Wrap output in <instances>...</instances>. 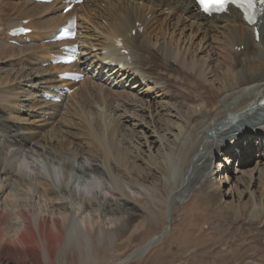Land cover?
<instances>
[{
    "label": "bare ground",
    "instance_id": "1",
    "mask_svg": "<svg viewBox=\"0 0 264 264\" xmlns=\"http://www.w3.org/2000/svg\"><path fill=\"white\" fill-rule=\"evenodd\" d=\"M21 1L20 15L9 21L5 19L6 4L0 1V31L4 28L0 40L5 41L0 44V57L4 52L18 54L13 63L3 61L12 71L11 80L4 82L0 76V85L9 82L0 88V110L7 109L11 114L0 119L2 125L7 123L0 125L1 256H19L30 264H54L57 257L59 261L60 257L82 252L84 231L92 239L107 238L126 227L132 228L138 218L142 227H136L126 241L140 242L147 234H153L139 251L145 253L167 234L157 210L163 205L158 197L160 187L183 197L200 185L215 207V222L222 224L223 211H231L237 218L233 217L234 222L239 216L244 217V234H240L244 239L264 237V155L254 166L239 172L245 187L239 195L247 200L234 207L222 206V200L229 195L222 191L221 182H216L213 164L214 158L222 156L226 160L242 154L243 149L250 155L254 136L258 137V149H264V12L255 25L260 32L257 41L254 27L245 22L238 10L231 7L228 14L208 17L199 11L195 0H85L68 14L63 13L67 7L63 0L51 4ZM73 16L78 20L76 40L52 42L44 53L32 44L36 41L34 34L39 40L54 38ZM84 19L86 22L82 23ZM26 20V28L32 34L11 36L10 31L25 27L22 21ZM177 31L185 42L175 40L177 36L173 34ZM187 32H192L194 38H187ZM201 35L200 44H195V36ZM64 46L78 47L75 64L42 67L53 56L62 55ZM189 46L191 50L187 52ZM241 47L244 50L239 51ZM205 51L209 52L206 63L196 58ZM215 61L217 67L211 65ZM21 63L28 65L18 72L15 66ZM51 69L75 72L84 80L69 83L75 89L69 95L63 81L49 72ZM164 80L167 85H163ZM171 90L175 95H170ZM94 91L99 102L106 103L105 113L128 127L133 149L145 146L149 157L155 159L152 144L158 143L163 158L152 165L143 163L136 151L128 152L120 145L125 139L124 129L119 131V138H112L101 129L98 115H90L89 109L86 115L91 122L82 120L81 117L86 119L85 113L80 117L79 107L72 100L79 97L84 102L91 99ZM156 92L170 100L178 97L186 108L185 114L179 104L160 108L162 112L170 111L172 119H168L169 130L162 135L154 125L160 112H153L150 107L156 101ZM47 96L61 102L54 103ZM174 119L181 123L173 122ZM23 131L26 139L28 135L34 138L33 149L41 154L36 156L35 151L22 149L7 151ZM170 137L173 140L167 144ZM237 141H244L246 147ZM178 170L184 174L183 184L188 176L186 187L177 188ZM179 188L182 192L176 191ZM6 192L10 201L2 200ZM99 220L113 228L96 225ZM218 238L224 246L232 244L227 242L228 233ZM202 252L199 259L206 263L219 255L211 256L207 249ZM227 252L232 255L231 260L222 258L215 262L230 264L237 260L231 250Z\"/></svg>",
    "mask_w": 264,
    "mask_h": 264
},
{
    "label": "rangeland",
    "instance_id": "2",
    "mask_svg": "<svg viewBox=\"0 0 264 264\" xmlns=\"http://www.w3.org/2000/svg\"><path fill=\"white\" fill-rule=\"evenodd\" d=\"M0 1L3 2L4 4H6L5 15L7 17L5 19H8L7 21H9V19L13 18V17L18 18V16L20 15L18 12V8L20 7V2H22L21 0H0ZM11 4H12V6H11ZM15 5L17 6V9L15 8L16 7ZM15 11H17V12H15ZM168 14L169 13L167 12L166 15H168ZM25 22H27L25 25H28L27 20L22 21V23H25ZM85 22H86L85 19L82 20V23H85ZM100 22L105 24L101 20H100ZM105 27H107L110 30V26L109 25L107 26V23L105 24ZM3 30H4V28L0 31V35L3 33ZM163 32L164 31L162 30L161 34H163ZM179 32L180 31H177V33L173 34L174 37L177 36L175 38V40L176 41L180 40L181 42H185L184 41L185 39H183V37L180 38ZM187 33H188L187 38H191V39L194 38L193 37L194 35L192 34V32L191 33L187 32ZM175 34H176V36H175ZM34 36H35L36 41L32 42V44L35 46L38 45L41 48L40 52L44 53L45 51H48L49 48L48 49H45V48L48 47L46 45L50 44V42H48L49 40L48 39L39 40L37 38L36 34H34ZM190 36H192V37H190ZM201 38H203L202 35L199 37L195 36V39H194L195 44H198ZM182 39H183V41H182ZM102 41L104 42V39ZM4 42L5 41L3 39L0 40V44H4ZM10 44L19 47L18 44H16V43L10 42ZM208 44H209V42H208ZM212 46H213V44H212ZM23 48H25V47H23ZM190 50H191L190 46L186 48L187 52H189ZM238 50L241 51L244 49H243V47H241V49L239 48ZM16 53L17 52H6V53L4 52L3 53L4 55H2V57H0V76L3 78L4 82L6 81V79H8V81L11 80L13 74L10 73V71H11L10 67H6L5 64H3V61L8 60L11 63L15 62L14 57H15V55L16 56L18 55ZM200 53L201 52H199V54H197L196 58H198L199 60H202V62H204V63L209 61V56H208L209 52L208 51H205L202 54H200ZM5 54L9 55V57L7 55H6L7 56L6 57ZM154 54H156V53L154 52ZM12 55H13V57H12ZM225 56H227V53ZM158 57L161 59L163 58V56L161 57L159 55H158ZM161 62L167 63L165 60H161ZM209 63H207V64H209ZM214 63L211 65L217 67L218 63L216 61ZM27 65H28V63L17 64L15 66V70H17L19 72V71H21L23 66L26 67ZM51 65L52 64L48 60L47 63H44L42 65V67H44V68L47 66L48 67L49 66L55 67L54 65H52V66ZM4 71H5V73H4ZM28 72H31V71L28 70ZM49 72L52 74H55L56 77L58 76V74H60L59 71L57 72L56 70H53V69H51ZM196 76H197L196 73L193 74L194 79L193 78L192 79L195 80ZM8 83H5L4 85H0V88L2 86L6 87L8 85ZM63 83L62 84L64 87L66 86V84H68L65 81ZM167 84H168L167 80L166 81L164 80L163 85H167ZM25 89H27V88H25ZM72 90L74 91L75 89H72ZM166 91H167V89H166ZM172 91L173 90L170 91L171 96H173V94L175 93V91L174 92H172ZM70 95H72V93H70ZM93 96H94V98H92ZM155 96H156V101H153L150 107H152L153 112H157V113L160 112V114H157L156 115L157 117H155L154 125L156 127V130H158L159 135H162L164 132L169 130L168 126H170V123L168 122V119H170V120H172V119L169 118V115H170L169 112L170 111L169 112H162L160 110V108L164 104H167L169 107H172V106L178 107V104H179V109L182 112V114H185L186 108L181 106V102H183V101H181L178 97L172 98L170 100V98L163 96L162 92H156L153 97H155ZM78 98L79 97H75L74 99L72 98L73 102L72 101L71 102L75 103V101H76V103L79 107V108H77V110H78L77 112L81 113L80 117H81V115H83L85 113L84 115L86 116V119H83L84 117H81L82 120L85 121L88 119L90 121L91 117L88 114L86 115V113L89 112L88 111V109H89L90 115L91 114L92 115H95V114L98 115L97 116V120H98L97 122L102 123L101 129L106 134L109 133V135H111L112 138L113 137L119 138V134H120L119 131L121 129H124L126 131L125 132V139H122L123 141L120 142V145L125 150L127 149V151L128 150H130L131 152L136 151L137 155L142 159L143 163L145 162L148 165H152V163L155 162L156 159L159 160L158 159L159 157H160V159L163 158L164 153L161 150V148L159 147L158 143H154L155 145L152 144V154L155 156V159H152L149 157L147 148L145 146L144 147L140 146L139 147L140 149L139 148L133 149L132 144H130V143H132L133 137L131 135L129 136L128 131H127L128 127L125 125L123 126L119 121H117L118 119L109 117V115H107V113H105L104 109L106 108V103L103 101L99 102L98 93H96L94 91L92 93L91 99L89 98L88 100H85L84 102L83 101L80 102ZM89 101H90V103H89ZM91 102H92V104H91ZM97 102H98V104H97ZM102 102L105 103V106L102 104ZM93 103H95V104H93ZM100 103L102 105L97 106ZM100 107L102 109H100ZM93 108L96 109L97 113L95 112V110ZM26 109H29V107ZM79 109H81L82 111ZM3 110H4V112L0 110V119L1 120L7 118L8 115H11L7 109H3ZM82 112H84V113H82ZM91 112H93L94 114ZM101 112L104 114H102ZM163 114L164 115L166 114L168 116H166V115L164 116ZM25 117L28 118L27 116H25ZM164 117H167V118L165 119ZM46 119H49V117H46ZM156 119H157V121H156ZM51 121H53V120H51ZM115 121L117 122V124ZM158 121H160V123H158ZM85 122H88V121H85ZM173 122L178 123L179 121H178V119H174ZM104 123H105V127H103ZM179 123H181V122H179ZM6 124L7 123L5 122V124L2 125L0 122L1 126H5ZM89 124L90 123H87L86 125L89 126ZM108 125L112 128H110ZM225 127H227V126H225ZM159 129H161L162 132H160ZM220 130H222V129H220ZM9 132L11 134V131H9ZM21 133H24V134H22L19 137H16V139L14 140V144L11 147L7 148V151L11 152V151L16 150V149H22L23 151L27 150L28 152L35 151L33 149V146L36 144L34 138L31 137V135H28L29 138L26 139V137H25L26 131H23ZM77 133H79V131H77ZM116 134L118 135L117 137L115 136ZM209 136L212 137L213 134L209 133ZM170 139L171 140H169L167 142V144L172 142V140H173L172 137H170ZM257 139H258V137L254 136L252 138V142H250L251 143L250 149L252 150L250 155H246V154H248V151L246 149L245 150L243 149L242 154H236L232 157H226V160L222 156H220L219 158L213 159V164H215L214 167H216V170H215L216 173L214 175L215 176L214 178H216V182H221L222 191L224 190V192H226V196H227V194L229 195V196L225 197L224 199L222 198L223 199L222 202L224 201V204H222V206L225 207L227 205V207H229V206L234 207V206H236L237 203L244 205V202L247 200L243 195L242 196L239 195L240 194L239 191H243L245 188L244 184H243V178L244 177L242 175H240L239 172L241 170H244V169L246 170V169L254 166V164L256 162L260 161L261 155L262 156L264 155V149H258V146L256 145ZM120 140L121 139H119V141ZM140 143L143 145L144 141L141 139ZM238 145H240L241 147L242 146L246 147V144H244V141H243V143H241V141L238 142ZM158 149H159V151H158ZM234 152H235V150H234ZM38 154H41V152L39 153V152L35 151L34 155L38 156ZM241 155L244 158L242 157L240 159ZM236 156H238V157H236ZM242 159H244V161H241ZM179 171L180 170H178L177 181H176L179 184V185L177 184V188L181 185L183 188V187H186L188 182H189V181H187L188 176H186V180H185L186 182H185V184H183V182H184V180H183L184 176L183 175L184 174L182 172L179 173ZM159 176H160V174L157 175V177H159ZM188 186H190V185H188ZM160 188L162 189V191L159 192L158 197L161 198V201L163 200L162 201L163 205L161 208H159L157 210L161 212L162 228L165 229L167 234L156 245H154L153 247L148 249L147 252L142 253L139 251L141 248L145 247L152 240L153 234H147L146 237H144V239L141 240L140 242H137V241L136 242L135 241L127 242L126 241V239L130 236V234L132 233L133 230H135L136 227H142V221L140 218H138L137 221L134 223L132 228L126 227L123 231L117 232L116 234H114L111 237H107V238L106 237L105 238L100 237L99 238L100 241H99V239L90 238L84 231L82 233V240L84 241L85 246H84V248L81 249L82 252H79L78 254H74L71 257H68L69 259L66 256L60 257L59 261H58V257H57L54 264H57V263L58 264H210V263L211 264H217L215 262L216 259L217 260L222 259V258L223 259L226 258L227 260L232 259V255L228 254V252H227L229 250H231L234 253V255H236L235 259H237V260H235V262H231L230 264H264V237L260 238V237L253 236V237H247L244 239V236L243 237L241 236L244 234L243 233V231H244V217L239 216L238 221L234 222V219H237L234 212L230 211V213H231L230 214L229 212L223 211V214H222V218H223L222 222L223 223L221 224V223H218L217 221L215 222V219L213 218V215L215 212V207L212 203L211 198L207 196L208 193L206 195V191L202 190L200 185H197V188L194 187L195 189L192 188V191H190V195L187 196V194H188V192H187L186 195H184L183 197H180V196L178 197V195H180V194L176 193L174 190H170L169 188L168 189L163 188V187H160ZM180 188L177 189L176 191H181ZM251 190H253V189H251ZM176 194H178V195H176ZM2 197H3L2 198L3 201H5V200L10 201L9 192H6L4 195H2ZM218 199L221 200L220 198H218ZM122 205H124V204H122ZM207 206H208V208H206ZM127 208H129L131 210L130 206H127ZM135 211L136 210L130 211V212L128 211V212L131 214V212L135 213ZM126 216H129V214ZM170 217L172 219L171 221L169 219ZM233 217H234V219H233ZM100 222H101V220H99L98 223H96V225L98 224V225H100V227H102L104 229L109 228V230H111L113 228V226H111V225L108 226V225H106V223H104L105 225H103L102 222H101V224H100ZM226 232L228 233V236H229L227 242L229 244H230V242L232 244L234 243L233 245L230 244V245L224 246L223 242L220 243L218 237H221V235H222L224 238V236L227 235ZM239 236H240V238H238ZM199 245H201V246H199ZM205 249L209 250V253L211 254V256H214L216 253L219 254L218 257H213L214 258L213 261H208L210 263H206V261H204V260L201 261L199 259V255H202L203 254L202 251L203 250L205 251ZM223 252H225V254ZM42 253H43V250H42ZM220 253H223V254H220ZM247 254H248V256H247ZM43 263H44V261H42V264ZM0 264H30V263L24 262L21 259V257H19V256L15 257V259H11V258L9 259V258H5L4 256L0 255ZM218 264H221V263L219 262Z\"/></svg>",
    "mask_w": 264,
    "mask_h": 264
},
{
    "label": "snow or ice",
    "instance_id": "3",
    "mask_svg": "<svg viewBox=\"0 0 264 264\" xmlns=\"http://www.w3.org/2000/svg\"><path fill=\"white\" fill-rule=\"evenodd\" d=\"M198 2L206 13H211L213 11H225L229 0H215V3H213L211 6L207 5L205 0H198ZM249 6H251V0H249Z\"/></svg>",
    "mask_w": 264,
    "mask_h": 264
}]
</instances>
